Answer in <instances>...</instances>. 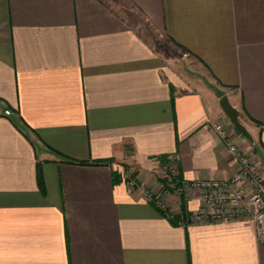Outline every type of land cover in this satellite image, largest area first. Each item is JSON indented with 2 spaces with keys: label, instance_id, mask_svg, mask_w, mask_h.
Returning a JSON list of instances; mask_svg holds the SVG:
<instances>
[{
  "label": "crops",
  "instance_id": "0c3cea01",
  "mask_svg": "<svg viewBox=\"0 0 264 264\" xmlns=\"http://www.w3.org/2000/svg\"><path fill=\"white\" fill-rule=\"evenodd\" d=\"M219 121L264 167V0H0V264H264L252 219L143 188L233 176Z\"/></svg>",
  "mask_w": 264,
  "mask_h": 264
},
{
  "label": "built area",
  "instance_id": "2783aa9c",
  "mask_svg": "<svg viewBox=\"0 0 264 264\" xmlns=\"http://www.w3.org/2000/svg\"><path fill=\"white\" fill-rule=\"evenodd\" d=\"M212 127L225 141L230 152L238 159L240 169L229 178H196L188 183L184 178L179 177V169L175 164L176 156L164 163L162 170L168 175L170 182L175 183L176 178L180 185L176 186L180 192H184L187 185L198 190L200 199L198 209L191 212L188 218L181 223H210L250 218L254 221L258 238L264 241V177L224 122H214ZM128 181L131 186L138 185L137 178L131 174H128ZM143 188L148 200L169 216H173L174 213L171 210L166 191L156 193L150 188L144 186Z\"/></svg>",
  "mask_w": 264,
  "mask_h": 264
},
{
  "label": "water",
  "instance_id": "95a60500",
  "mask_svg": "<svg viewBox=\"0 0 264 264\" xmlns=\"http://www.w3.org/2000/svg\"><path fill=\"white\" fill-rule=\"evenodd\" d=\"M220 105L231 119L235 128L247 139L253 141V135L246 124L241 120V111L231 102L229 95L224 94L220 98Z\"/></svg>",
  "mask_w": 264,
  "mask_h": 264
},
{
  "label": "rangeland",
  "instance_id": "374dc122",
  "mask_svg": "<svg viewBox=\"0 0 264 264\" xmlns=\"http://www.w3.org/2000/svg\"><path fill=\"white\" fill-rule=\"evenodd\" d=\"M241 120L246 124L247 122H248V120H247V118L245 117V115L244 114H242L241 113ZM242 148V147H241ZM254 153H256L257 155L255 156V155H253ZM261 153H262V151L259 149V147L257 146V147H255V149H254V152L251 154H248L250 157H251V159H252V161L256 164V166H257V169H258V171H259V173L264 177V167H263V161L261 160ZM173 180V179H172ZM179 180V179H178ZM175 183L174 182H167V183H165L164 184V186H165V189H166V192L169 194L170 193V195H171V197H170V195H168V194H166L167 196H168V200H169V202L172 200V195H178V197L180 196V197H182V195H184V192H180V190L178 189V187L180 186L179 185V183H178V181H176V178H175ZM178 187H177V186ZM170 205H171V208H172V205L173 204H171L170 203Z\"/></svg>",
  "mask_w": 264,
  "mask_h": 264
},
{
  "label": "trees",
  "instance_id": "16d2710c",
  "mask_svg": "<svg viewBox=\"0 0 264 264\" xmlns=\"http://www.w3.org/2000/svg\"><path fill=\"white\" fill-rule=\"evenodd\" d=\"M239 132V131H238ZM240 133V132H239ZM179 177H181V175L179 176ZM166 183H167V181H166ZM182 208H181V213H178V214H173V216H172V220H173V222L174 223H177V224H179V223H181L183 220H185V219H187L188 218V216L190 215V212L186 209V205H185V196L184 195H182ZM161 212L162 213H164V214H167L166 212H164V211H162L161 210Z\"/></svg>",
  "mask_w": 264,
  "mask_h": 264
}]
</instances>
